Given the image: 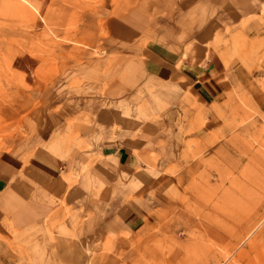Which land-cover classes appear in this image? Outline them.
Instances as JSON below:
<instances>
[{"label": "crops", "instance_id": "crops-1", "mask_svg": "<svg viewBox=\"0 0 264 264\" xmlns=\"http://www.w3.org/2000/svg\"><path fill=\"white\" fill-rule=\"evenodd\" d=\"M96 12L105 17L87 44L115 56L121 81L135 80L137 89L115 83L111 104L84 103L87 118L61 122H73L78 133L65 145L40 141L29 150L13 140L0 150V225L22 233L55 228L48 255L78 249V261L65 264L128 255L138 233L162 226L165 208H173L160 192L162 176L175 168L189 181L197 152L218 139L206 156L223 157L233 133L245 134L244 127L248 133L250 116L258 121L264 113L257 71L226 58L222 43L232 33L263 37L257 17L264 0H187L175 7L169 0H120ZM61 227L70 235L58 233Z\"/></svg>", "mask_w": 264, "mask_h": 264}, {"label": "rangeland", "instance_id": "rangeland-1", "mask_svg": "<svg viewBox=\"0 0 264 264\" xmlns=\"http://www.w3.org/2000/svg\"><path fill=\"white\" fill-rule=\"evenodd\" d=\"M119 1L0 0V150L13 140L29 150L42 141L65 145L78 135L72 124L86 117L84 103L111 104L115 83L137 89L135 80L121 81L124 72L115 56L87 44L98 38L96 27L105 17L96 11ZM184 1L169 0L173 7ZM257 20L264 28V13ZM261 34L251 39L232 33L222 43L226 58L257 71L264 90V30ZM260 116L258 121L250 116L248 133L247 127L240 129L245 134L233 133L223 157L206 156L218 139L197 152L198 168L189 172V181L170 168L160 179V192L173 205L165 208L170 214L161 216L163 225L145 227L128 255H111L107 264H245L255 258L264 249V113ZM71 117L74 123L60 126ZM244 122H234L232 131ZM54 229L22 233L0 225V264L77 262L78 249L69 245L48 255ZM57 232L70 235L65 227Z\"/></svg>", "mask_w": 264, "mask_h": 264}, {"label": "bare ground", "instance_id": "bare-ground-1", "mask_svg": "<svg viewBox=\"0 0 264 264\" xmlns=\"http://www.w3.org/2000/svg\"><path fill=\"white\" fill-rule=\"evenodd\" d=\"M26 1V0H25ZM252 225V224H251ZM251 227H249L250 229ZM240 234V233H239ZM242 236V235H241ZM240 237L238 238V240ZM242 239V238H241ZM241 241V240H240ZM239 242V241H238ZM255 253V252H254ZM250 254V252H249ZM252 254V253H251ZM252 257V256H251ZM246 260V259H245ZM238 262V261H237ZM238 264H244L241 262H238ZM245 264H264V249L262 251H259V254L253 259H249Z\"/></svg>", "mask_w": 264, "mask_h": 264}]
</instances>
